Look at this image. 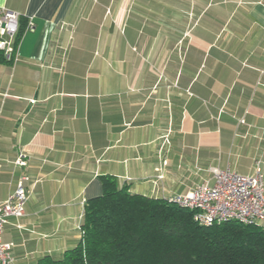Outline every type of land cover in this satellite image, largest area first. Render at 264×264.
<instances>
[{
  "label": "crops",
  "instance_id": "0c3cea01",
  "mask_svg": "<svg viewBox=\"0 0 264 264\" xmlns=\"http://www.w3.org/2000/svg\"><path fill=\"white\" fill-rule=\"evenodd\" d=\"M0 8L20 16L17 60L0 63V202L29 179L25 216L3 233L15 264L76 246L102 176L165 199L212 168L264 174V0Z\"/></svg>",
  "mask_w": 264,
  "mask_h": 264
},
{
  "label": "trees",
  "instance_id": "16d2710c",
  "mask_svg": "<svg viewBox=\"0 0 264 264\" xmlns=\"http://www.w3.org/2000/svg\"><path fill=\"white\" fill-rule=\"evenodd\" d=\"M0 63L11 61L0 52ZM100 182L102 194L85 203L76 246L36 264H264L261 227L234 220L201 226L172 196L131 194L111 176Z\"/></svg>",
  "mask_w": 264,
  "mask_h": 264
},
{
  "label": "built area",
  "instance_id": "2783aa9c",
  "mask_svg": "<svg viewBox=\"0 0 264 264\" xmlns=\"http://www.w3.org/2000/svg\"><path fill=\"white\" fill-rule=\"evenodd\" d=\"M19 14L0 8V52L7 60H17V34ZM29 29L32 23L28 24ZM241 124L244 121H240ZM24 156L15 164L25 167ZM23 177L13 192L0 202V264H15L13 245L3 241L5 227L10 220H20L25 216L28 194ZM178 206L189 209L193 220L201 226H210L227 221H237L242 225H255L264 229V174L258 162L250 176L240 175L226 166L212 168L209 176L197 183L186 194L172 196Z\"/></svg>",
  "mask_w": 264,
  "mask_h": 264
}]
</instances>
